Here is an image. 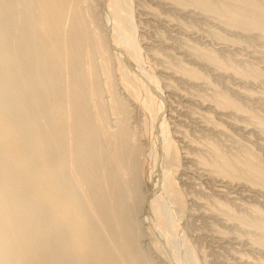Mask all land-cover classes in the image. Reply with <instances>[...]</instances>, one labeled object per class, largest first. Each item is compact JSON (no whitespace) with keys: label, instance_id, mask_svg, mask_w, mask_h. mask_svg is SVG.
I'll use <instances>...</instances> for the list:
<instances>
[{"label":"bare ground","instance_id":"6f19581e","mask_svg":"<svg viewBox=\"0 0 264 264\" xmlns=\"http://www.w3.org/2000/svg\"><path fill=\"white\" fill-rule=\"evenodd\" d=\"M218 84L264 106V0H0V264H264V117Z\"/></svg>","mask_w":264,"mask_h":264},{"label":"rangeland","instance_id":"374dc122","mask_svg":"<svg viewBox=\"0 0 264 264\" xmlns=\"http://www.w3.org/2000/svg\"><path fill=\"white\" fill-rule=\"evenodd\" d=\"M169 1H174V0H169ZM95 3V6L98 7L97 5V1L94 2ZM146 5H150V7H152L153 9H155V11L157 13H162L161 9L158 8L157 5L155 4H152L147 1L145 2ZM149 3V4H148ZM155 6V7H154ZM134 7H135V4H134ZM158 8V9H157ZM157 9V10H156ZM160 10V11H159ZM123 13V12H122ZM193 27L197 28V25H193ZM224 34H221V36H223ZM223 39H225V35L222 37ZM235 41H238L237 39ZM253 44V42H251ZM251 43H245L243 42V49H244V54L247 56L249 54H251L252 52H255L257 49H256V44H251ZM249 44V46H248ZM255 48V49H254ZM252 50V51H251ZM255 50V51H254ZM250 52V53H249ZM211 78L209 77V81L210 82H213L212 80H210ZM217 86V89L221 90L222 92L225 90L224 87H221L219 84L216 85ZM225 95L224 97L221 96V98H224V103H225V107L229 110V111H236L234 109H238V114H239V121L241 122L242 125H253L255 124L257 121H258V117H264V106H260V108H256V106H254L252 103H250L249 101H240L239 99L237 98H234L231 96V94H229L227 91L223 92ZM227 93V94H226ZM260 110V111H259ZM263 113V114H262ZM146 127V125H145ZM207 140H206V139ZM201 138L199 139V143L201 144H207L209 146H213L212 148H214V145H216V147H218L223 154H221V160H219V158L211 155L209 152V148L208 147H204L207 149L206 150H203L202 152V158H203V162L205 165H214L216 163H219L221 161H223L224 159L228 160L230 163H231V167L228 166V167H225V171L227 174V177H230V178H237V179H244L243 177V174H242V171L243 172H247L248 171V168L244 166L243 164V158H239L242 157V155L244 154L243 152H240V151H243L241 150L239 145L236 146V143L235 142H232L230 140H227L225 138H220V139H215V138ZM203 141V142H202ZM227 142L229 143L227 145ZM210 143V144H209ZM213 144V145H212ZM253 148V149H252ZM251 148V152L252 153H256L259 157L261 155V151L257 148V147H252ZM235 149V150H234ZM255 149V150H254ZM259 150V151H258ZM256 151V152H255ZM259 152V153H257ZM243 153V154H242ZM180 154H179V158H177V161L180 163ZM261 162L264 163V159H263V156L261 155ZM230 169H232L234 172L233 173H230ZM212 171L216 172V169H213ZM218 172L219 174H222V176L224 175V171L222 169H218ZM243 216L240 217V223L242 225V234L243 235H246V236H250V234L254 237L255 241H261L262 240L264 241V238H262V236L260 235H256V234H253V233H259L254 227H253V223L247 221L246 219L242 218ZM257 218V217H256ZM260 236V237H259ZM263 237H264V233H263ZM262 238V240H260ZM263 244V242H262ZM264 245V244H263Z\"/></svg>","mask_w":264,"mask_h":264}]
</instances>
